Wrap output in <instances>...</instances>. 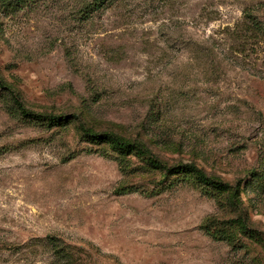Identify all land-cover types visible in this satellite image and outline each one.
<instances>
[{
    "label": "rangeland",
    "instance_id": "1",
    "mask_svg": "<svg viewBox=\"0 0 264 264\" xmlns=\"http://www.w3.org/2000/svg\"><path fill=\"white\" fill-rule=\"evenodd\" d=\"M251 19L264 0H0V264H264Z\"/></svg>",
    "mask_w": 264,
    "mask_h": 264
},
{
    "label": "trees",
    "instance_id": "2",
    "mask_svg": "<svg viewBox=\"0 0 264 264\" xmlns=\"http://www.w3.org/2000/svg\"><path fill=\"white\" fill-rule=\"evenodd\" d=\"M247 24V27L250 31L255 33L256 36L264 40V27L262 24L256 20V19H251ZM16 104L19 109L20 114L27 119H49V120H55L58 118H61L59 116H53V115H44L42 113L36 112L30 108H28L25 103L16 97ZM83 131L85 135H90L94 139L98 140H106L110 141L112 143L119 144L121 146H124L126 150L137 148L139 151L145 153H149L151 155V161L156 165V166H161L167 169V172H182V171H188L189 173H193L198 175L200 178L204 179L207 182H211L212 184L215 185H220L222 187H227L224 185L221 181H217L214 178H211L207 175V173L200 168L198 165L193 164V163H186V164H181V165H175L172 167H166L164 163H162L160 160L156 158V156L152 153L150 149H145L141 145H136L132 144L129 141H122L118 136H116L113 133H98L94 132L92 129L88 127H83ZM54 240V238H53ZM59 253H62L63 251H58Z\"/></svg>",
    "mask_w": 264,
    "mask_h": 264
}]
</instances>
